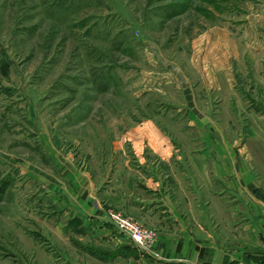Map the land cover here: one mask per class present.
Masks as SVG:
<instances>
[{
    "label": "rangeland",
    "instance_id": "1",
    "mask_svg": "<svg viewBox=\"0 0 264 264\" xmlns=\"http://www.w3.org/2000/svg\"><path fill=\"white\" fill-rule=\"evenodd\" d=\"M262 22L264 0H0V264L83 260L52 237L74 183L185 195L192 119L237 134V40Z\"/></svg>",
    "mask_w": 264,
    "mask_h": 264
},
{
    "label": "crops",
    "instance_id": "2",
    "mask_svg": "<svg viewBox=\"0 0 264 264\" xmlns=\"http://www.w3.org/2000/svg\"><path fill=\"white\" fill-rule=\"evenodd\" d=\"M251 26L249 36L237 40L245 52L238 56L237 49L230 89L237 93V134L209 117L201 116L200 124L192 119L185 195L177 191L168 201L165 186L113 176L100 190L83 180L74 183L72 200L55 198L66 218L52 237L83 255L74 264H86L84 256L90 264H264V22ZM113 209L155 228L156 242L131 256L129 239L109 218Z\"/></svg>",
    "mask_w": 264,
    "mask_h": 264
},
{
    "label": "built area",
    "instance_id": "3",
    "mask_svg": "<svg viewBox=\"0 0 264 264\" xmlns=\"http://www.w3.org/2000/svg\"><path fill=\"white\" fill-rule=\"evenodd\" d=\"M109 218L113 224L124 234L129 240H132L142 250H147L150 243L147 241L148 232L142 227L123 215L109 212Z\"/></svg>",
    "mask_w": 264,
    "mask_h": 264
}]
</instances>
